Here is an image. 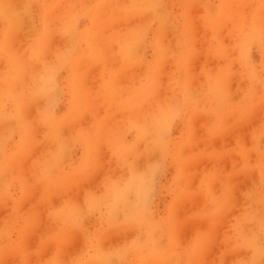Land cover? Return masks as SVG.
Here are the masks:
<instances>
[{"label":"rangeland","instance_id":"rangeland-1","mask_svg":"<svg viewBox=\"0 0 264 264\" xmlns=\"http://www.w3.org/2000/svg\"><path fill=\"white\" fill-rule=\"evenodd\" d=\"M173 121L151 219L111 220ZM253 233L264 0H0V264H248Z\"/></svg>","mask_w":264,"mask_h":264},{"label":"clouds","instance_id":"clouds-1","mask_svg":"<svg viewBox=\"0 0 264 264\" xmlns=\"http://www.w3.org/2000/svg\"><path fill=\"white\" fill-rule=\"evenodd\" d=\"M44 100L45 110L49 113H54L63 103L62 96L59 94L58 87L55 84H53ZM174 125L175 121L163 130L157 132L152 138V143L161 147L159 155H152V153L149 152V158L146 159L142 165H139L137 161L135 162L138 171L142 175V183L127 199L122 201L118 207L110 212L109 218L111 220L116 222L126 220L146 222L151 219L154 208L157 206L162 181L165 179L169 171L165 149ZM120 174L121 170L119 168L113 169L112 167H109L106 172L99 176L97 183L102 184L107 175L116 178ZM88 211L89 210L85 208L84 214H87ZM148 238H152L151 232H149ZM246 247L250 252L248 264H259V261L264 260V245L260 244L255 233L249 238ZM127 255L128 250L121 249L107 255L105 259L109 261V264H112L113 261H115V264H123Z\"/></svg>","mask_w":264,"mask_h":264},{"label":"bare ground","instance_id":"bare-ground-1","mask_svg":"<svg viewBox=\"0 0 264 264\" xmlns=\"http://www.w3.org/2000/svg\"><path fill=\"white\" fill-rule=\"evenodd\" d=\"M18 5V4H17ZM78 24V23H77Z\"/></svg>","mask_w":264,"mask_h":264}]
</instances>
